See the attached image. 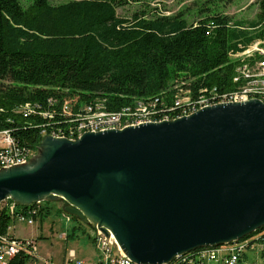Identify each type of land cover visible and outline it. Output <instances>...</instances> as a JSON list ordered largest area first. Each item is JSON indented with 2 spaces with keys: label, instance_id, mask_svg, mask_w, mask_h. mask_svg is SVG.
<instances>
[{
  "label": "water",
  "instance_id": "1",
  "mask_svg": "<svg viewBox=\"0 0 264 264\" xmlns=\"http://www.w3.org/2000/svg\"><path fill=\"white\" fill-rule=\"evenodd\" d=\"M38 151L33 168L1 169L0 203L28 206L61 195L71 212L85 220L79 207L106 234L107 227L136 263H168L264 227L259 99L76 140L47 135Z\"/></svg>",
  "mask_w": 264,
  "mask_h": 264
},
{
  "label": "trees",
  "instance_id": "2",
  "mask_svg": "<svg viewBox=\"0 0 264 264\" xmlns=\"http://www.w3.org/2000/svg\"><path fill=\"white\" fill-rule=\"evenodd\" d=\"M147 1L32 0L24 6L21 0H0V130L34 148L44 134L75 139L77 114L87 107L118 112L140 98H158L160 112L174 97L189 95L183 107L194 102L195 110L213 90L218 97L234 91L240 81L233 79L238 64L231 54L264 42V0L254 20L235 27L220 14L191 24L183 13L166 15ZM130 4L140 9L131 18L119 16L117 9ZM175 79L178 88L168 90ZM38 206L39 214H49L47 201ZM10 223L2 215L0 231ZM257 242L264 258V233ZM29 261L34 260L21 253L7 264Z\"/></svg>",
  "mask_w": 264,
  "mask_h": 264
},
{
  "label": "built area",
  "instance_id": "3",
  "mask_svg": "<svg viewBox=\"0 0 264 264\" xmlns=\"http://www.w3.org/2000/svg\"><path fill=\"white\" fill-rule=\"evenodd\" d=\"M232 57H239L237 64H239V71H235L234 78L236 77H249V84L258 85V93L247 92V85L243 88V95H234L227 100H243L246 102L247 98H256V96H264V42L261 44H255V50L252 52H245V50L238 51L231 54ZM252 73H261V80L259 82H252ZM215 92L210 93V97L203 100H219L215 99ZM140 98L139 100H141ZM149 107L145 110H133V112L121 113V120H115L112 122H106V127H112L113 123H135L136 121H144L145 117H158L160 121H164L165 117H172L171 112L176 111V115H179L180 111H187V107H183V100H189V95H182V97H174L173 104L168 109L158 111L159 99H148ZM225 100V103H227ZM194 102H191L193 106ZM166 107V106H165ZM30 106H26L25 111L28 112ZM118 112H121L118 111ZM166 112V113H165ZM78 118L76 123L91 122L86 121V113L77 114ZM103 121V120H100ZM127 121V122H126ZM86 130V129H85ZM79 132V131H72ZM92 132H97L95 129ZM51 135L52 134H44ZM39 153L38 148L22 147L18 144L12 133L8 129L0 130V169L10 168L16 164L26 163L28 160L37 156ZM41 202H36L28 206L19 205L12 199H6L0 203V222L1 216L6 214L11 220H18L20 222L33 223L35 215L39 214V206ZM111 233V232H110ZM256 233L255 236H250L249 241L243 242H230L225 247H219V249H198V251H191L179 256H176L172 261L164 264H256L249 263L243 256H246L248 251L257 250L256 246L261 250L262 244L257 242L258 236L263 234ZM98 245L102 248L106 255L104 261H100V264H139L129 258L119 246V254L117 256H110V245L114 243V238L111 233L110 237H107L101 229L96 227V237ZM116 241V240H115ZM260 252V251H259ZM25 254L29 259L35 260L37 254V242L31 238H16L11 236L6 231H0V264H7L14 256L18 254ZM71 259L66 264H84L81 260Z\"/></svg>",
  "mask_w": 264,
  "mask_h": 264
},
{
  "label": "rangeland",
  "instance_id": "4",
  "mask_svg": "<svg viewBox=\"0 0 264 264\" xmlns=\"http://www.w3.org/2000/svg\"><path fill=\"white\" fill-rule=\"evenodd\" d=\"M31 1L32 0H21L24 6H28ZM50 1L53 4H60L70 0ZM147 2L152 8L166 15L183 13L184 17L191 24H195L207 15L210 16L213 14H220L228 16L231 19L230 24L235 27L236 22H244V25H247V23L255 19L256 13L258 12L259 0H148ZM139 9L140 5L130 4L126 7L118 8L117 13L121 17L131 18L133 13ZM252 50H254L253 45L246 52H252ZM238 58L232 57V60L237 61L239 60ZM237 66H239V64ZM178 81L180 80L175 79L171 83V86L168 88V90L177 89L178 86H176V84L180 83H177ZM97 106L99 108H103L100 104H98ZM84 108L85 106L82 107V109ZM197 111H199V109L196 110V112ZM96 112L97 110L94 113ZM93 114H88L86 117L94 118ZM119 117L121 120V116ZM146 120H148V117H145L144 121ZM145 123L147 122H142L141 124ZM122 124L123 126L121 127L123 129L126 124L130 123ZM137 125L140 124L136 123L135 125L129 126ZM129 126L127 125V127ZM40 143L36 146L37 148L40 146ZM45 201H47L49 205L50 211L48 215H35L33 223L31 224L27 222H20L18 220H11L9 227L6 230L8 234H10L11 236L13 235L16 238H31L36 240V256L38 257L34 261H29L27 264H66V262L71 259V256H74V259L81 260L84 264H100L101 260L104 261L106 255L95 239L96 227L86 222L75 213L71 212L69 209V203H67L65 200L54 198ZM43 202L44 201H42V203ZM74 217H76L77 219H75ZM107 232V234L105 232L103 233L107 235V237H110L111 233L109 231ZM249 237L250 236L248 235L242 239L244 240ZM237 241L242 242V240L240 239ZM256 248L257 250L255 249L247 252L246 261H248L249 263L254 262L257 264H264V258L260 256H258L256 260H251V254H253V252H257L256 254H258L260 251L257 246ZM110 249V256H117L119 254V246L115 240L114 243L110 245ZM198 249L193 251H197ZM204 249L206 248L204 247Z\"/></svg>",
  "mask_w": 264,
  "mask_h": 264
},
{
  "label": "bare ground",
  "instance_id": "5",
  "mask_svg": "<svg viewBox=\"0 0 264 264\" xmlns=\"http://www.w3.org/2000/svg\"><path fill=\"white\" fill-rule=\"evenodd\" d=\"M255 44H261L260 42H255L253 44V49L255 50ZM236 71H239V66H237ZM238 80L240 81V83L238 84L237 88L232 91L229 94H224L221 97L215 95V99H219V100H203V101H197V105L195 107V110L191 108V104L185 106L187 107V111H181L179 113V115L174 116L173 118L171 117H165L164 120H174L186 115H190L191 113L196 112V110H200L201 108L207 107V106H212V105H216V104H221V103H225V100L230 99V97H234V95H243V88L244 86H246L247 84H249V77H238ZM259 80H261V73H252V82H259ZM238 82V81H237ZM233 90V89H232ZM214 92V90L212 91ZM247 92L249 93H258V85H247ZM208 97V96H207ZM207 97H202L200 99H207ZM251 99H259L261 101H264V96H256V98H247L246 101H249ZM235 102H243V100H227V103H235ZM195 103V104H196ZM149 107V101H143V100H136L134 103V106L131 108H125L122 109L121 112H109L103 108H99L98 106L96 107H87L85 109L86 116L88 114H93L96 110L97 112L94 113V118H87L86 117V121H91V122H80L77 123L75 126V130L74 131H79V132H71L72 134H76V138H69V139H73L76 140L78 138H80L83 133L85 132H92L95 129H97V132L99 131H105V130H110V129H122L121 126H123L122 123H113L112 127H106V122H112L115 120H120L121 113H128V112H133V110H145V108ZM103 120V121H100ZM142 122H160V119H157L156 117H148V120L146 121H137L135 123H130V124H124V128L127 127V125H135L137 124H141ZM86 129V130H85ZM72 131V130H71ZM54 137H64V136H56V135H52ZM66 138V137H65ZM38 156L33 157L32 159L28 160L26 163H22V164H16L13 165L10 168L13 167H17V166H27L29 168H33L36 164V161L38 160ZM4 170H6L7 168H3ZM1 171V169H0ZM3 171V170H2ZM49 196V195H47ZM47 196L43 197L44 199H48ZM50 196L56 197V198H60L63 199V196L58 195V194H51ZM64 200V199H63ZM73 208H76L75 205H71ZM78 213H80L82 216H85V221L92 224L94 227H98L101 228V226L99 225V223L97 221H95L92 217H89L87 214H85V212L80 209L79 207L77 208ZM103 228L109 232H111L107 227L103 226ZM112 233V232H111ZM113 235V234H112ZM113 238L115 239L114 235ZM116 240V239H115ZM243 241H249L247 239H240ZM117 242V241H116ZM234 242H238L237 240H235ZM225 245H229V243H225L224 245L221 244L218 246H214V247H210V246H205L206 249H219V247H225ZM204 249V247H202ZM199 248V249H202ZM198 251V250H197Z\"/></svg>",
  "mask_w": 264,
  "mask_h": 264
},
{
  "label": "crops",
  "instance_id": "6",
  "mask_svg": "<svg viewBox=\"0 0 264 264\" xmlns=\"http://www.w3.org/2000/svg\"><path fill=\"white\" fill-rule=\"evenodd\" d=\"M252 253V252H251ZM257 253V252H256ZM253 252V254H251V260H256L258 256H260V254H256Z\"/></svg>",
  "mask_w": 264,
  "mask_h": 264
}]
</instances>
